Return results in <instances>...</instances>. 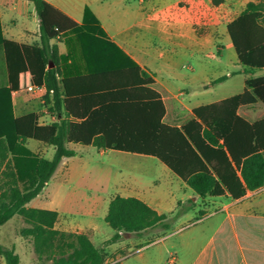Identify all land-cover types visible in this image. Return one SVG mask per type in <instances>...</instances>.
Listing matches in <instances>:
<instances>
[{
	"label": "trees",
	"instance_id": "trees-1",
	"mask_svg": "<svg viewBox=\"0 0 264 264\" xmlns=\"http://www.w3.org/2000/svg\"><path fill=\"white\" fill-rule=\"evenodd\" d=\"M29 1L40 19L39 41L21 43L0 34L8 77V86L0 88V225L24 214L31 227L21 234L33 237L38 256L59 255L51 264H104V247L94 245L87 234L55 228L57 211L26 208L62 160L75 155L69 143L155 157L201 197L227 192L239 198L264 185V117L249 122L238 114L241 106L264 104V76L246 78L242 93L200 105L186 124L170 125L163 120L166 108L153 88L155 80L126 55L133 65L119 63L124 52L89 7L78 24L45 0ZM67 31L76 34L87 64L99 56L107 62L104 69L88 66L87 74H63L64 56L51 40ZM227 32L245 73L264 69V0L249 1L227 24ZM226 77L221 75L211 84ZM29 86L45 89V112L12 117L10 92ZM44 113L56 119L40 123ZM29 139L51 145L53 156L45 158L31 150L26 145ZM175 216L158 213L137 197L117 194L105 215L114 233L103 245L121 239L122 233L169 228ZM0 255L5 264L20 263L13 246L0 243Z\"/></svg>",
	"mask_w": 264,
	"mask_h": 264
},
{
	"label": "crops",
	"instance_id": "crops-1",
	"mask_svg": "<svg viewBox=\"0 0 264 264\" xmlns=\"http://www.w3.org/2000/svg\"><path fill=\"white\" fill-rule=\"evenodd\" d=\"M45 1L78 24L83 20L85 7H89L106 35L124 52L118 56L119 63L131 67L134 62L155 80L153 88L160 93L166 108L163 120L170 125L186 124L194 117L193 109L200 105L242 93L246 89V78L264 76V73L255 76L257 70L245 73L236 52L231 62L233 69L214 75L213 70L217 69L211 67L208 56L211 50L207 48L205 40L212 35L214 25L223 17L224 1L218 4L212 0ZM206 8L212 9V17H207ZM229 22L225 25L227 36ZM39 32L40 19L33 2L0 0L2 37L31 44L39 41ZM51 42L58 45L60 55L64 56L61 66L66 76L87 74L88 66L94 71L104 69L102 64L107 63L97 56L89 59L87 64L79 39L73 31H67ZM0 56L6 69L1 44ZM188 59H193L195 63L186 65L184 61ZM185 65L189 73L183 70ZM235 71L244 74L240 89L231 92L226 88L221 95L213 96L214 85L229 81ZM221 75H226V79L211 84ZM6 78V84L0 88L8 86L7 70ZM20 93L26 95L16 98ZM44 93V88L11 91L9 112L12 117L29 112H45ZM256 104L241 106L238 114L249 122L263 118L264 114L253 112ZM246 111L249 113L245 114ZM47 117H50V121L44 122L43 119ZM55 119L51 114L44 113L40 115L39 122L49 123ZM100 150L104 153L111 151ZM141 163L139 173L128 172L127 176L120 177L114 184V195L108 199L107 208L109 201L117 194L134 196L158 213L176 214L168 228L173 229L168 233H155L151 237H148L147 231L139 235L122 233L121 239L104 246L106 264H264V185L247 190L239 198H233L227 192L219 196L201 197L158 159ZM194 218L191 226L183 225ZM84 233L98 246L114 231L103 233L100 227L88 225ZM1 264H5V261L1 260Z\"/></svg>",
	"mask_w": 264,
	"mask_h": 264
},
{
	"label": "rangeland",
	"instance_id": "rangeland-1",
	"mask_svg": "<svg viewBox=\"0 0 264 264\" xmlns=\"http://www.w3.org/2000/svg\"><path fill=\"white\" fill-rule=\"evenodd\" d=\"M249 1L260 2L262 0H224L223 17L218 16L221 19L214 25L212 35L205 40L207 48L211 50L209 55L206 53L210 56L211 67L217 69L213 70L214 75H218L226 69L227 71L233 69L231 62L235 50L229 35L227 36L225 33V25L234 19ZM22 8L25 11L26 7ZM210 12H213L212 9L206 8L207 17L213 16ZM218 12L220 13V11ZM199 30L198 27L197 31ZM184 63L190 65L194 64L195 61L188 59ZM186 65L183 70L189 73L190 70ZM262 73H264V69L257 70L255 76L262 75ZM243 75L242 71H235L233 78L229 81L215 84L212 91L213 96L221 95V92L226 88L231 92L240 89ZM6 79L5 64L0 56V86L6 84ZM25 95L26 93H20L16 98ZM254 110L253 112L256 114H264V104L257 103ZM248 113L245 112V114ZM43 120L48 122L50 117ZM26 145L42 157L51 158L53 156L54 149L51 145L39 143L32 139L27 140ZM68 146L75 150V155L62 160L42 192L27 203L26 208L36 207L57 211L55 228L65 232L81 231L84 233V228L88 225L100 227L103 233L112 232L111 227L105 222V215L108 199L114 195V184L120 177L127 176L128 172L139 173L142 161H152L156 158L118 150L104 153L96 147L82 144L69 143ZM203 202L206 203L204 200ZM172 214L174 213L169 214V216ZM194 221L195 218L190 219L183 225L191 226ZM28 227H31V224L25 219L24 214H15L0 225V243L15 248L20 255L19 264H51L60 259L57 254L38 256L34 248L33 237L21 234V231ZM172 229H149L147 235L151 237L158 232L168 233ZM98 246L104 247L103 243ZM71 253L72 250L67 255ZM67 255L64 258H67ZM105 259L104 257V264H106ZM1 260L4 259L0 255V264Z\"/></svg>",
	"mask_w": 264,
	"mask_h": 264
},
{
	"label": "built area",
	"instance_id": "built-area-1",
	"mask_svg": "<svg viewBox=\"0 0 264 264\" xmlns=\"http://www.w3.org/2000/svg\"><path fill=\"white\" fill-rule=\"evenodd\" d=\"M27 89H28V90H36V89H41V87H37V86H29Z\"/></svg>",
	"mask_w": 264,
	"mask_h": 264
}]
</instances>
